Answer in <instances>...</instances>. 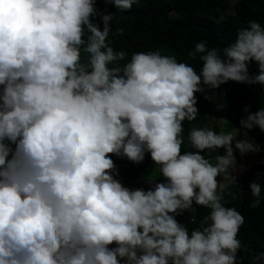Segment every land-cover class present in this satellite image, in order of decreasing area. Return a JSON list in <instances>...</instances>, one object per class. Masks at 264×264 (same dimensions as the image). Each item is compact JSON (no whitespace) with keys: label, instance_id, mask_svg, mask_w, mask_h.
Wrapping results in <instances>:
<instances>
[{"label":"clouds","instance_id":"9594fccd","mask_svg":"<svg viewBox=\"0 0 264 264\" xmlns=\"http://www.w3.org/2000/svg\"><path fill=\"white\" fill-rule=\"evenodd\" d=\"M113 16L95 0H0V264H240L244 217L217 177L236 182L234 148L261 150L248 130L264 133V106L244 107L239 132L223 116L219 131L191 128L181 152L183 122L205 86L264 89V25L248 21L222 49L196 42L197 72L159 50L126 59L107 41ZM216 149L214 163L201 154ZM146 153L161 179L123 185L112 156ZM250 193L257 207L261 183ZM193 204L209 212L190 229L176 217Z\"/></svg>","mask_w":264,"mask_h":264},{"label":"trees","instance_id":"16d2710c","mask_svg":"<svg viewBox=\"0 0 264 264\" xmlns=\"http://www.w3.org/2000/svg\"><path fill=\"white\" fill-rule=\"evenodd\" d=\"M95 7L101 13H114L109 22L107 41L114 50L132 53L159 50L162 55L174 56L177 62L192 66L199 72L201 62L198 57H189L188 53L194 44L207 40L209 47L222 49L234 39L238 28L247 27L250 20L264 25V0H136L132 8L120 12L111 0H95ZM102 28L99 16L94 21ZM255 63L250 64V72H256ZM197 97L198 115L193 121L183 122L184 142L181 152L193 150L187 141V133L191 128L207 127L219 131L217 118L223 116L230 122L226 130L237 129L242 117L236 115V100L240 97L249 101L253 112L264 106V89L259 85H245L235 81H227L216 89H208L195 93ZM217 104L221 110L217 111ZM211 121L213 124H211ZM248 135L257 142H264V133L258 128L248 130ZM223 149L202 150L201 154L211 162L215 156L222 154ZM237 150L234 148V156ZM112 155V154H109ZM117 170L125 172L119 179L130 188L144 187L149 181L161 179L158 166L153 165L149 155L139 164L124 157L112 156ZM258 182L262 185L261 202L257 207H250L254 199L250 193V184ZM226 207H234L243 217L237 239L241 248L237 251L240 264H253L256 253L264 251V163H255L232 178L222 193ZM195 225L199 226L209 209L193 204Z\"/></svg>","mask_w":264,"mask_h":264},{"label":"rangeland","instance_id":"374dc122","mask_svg":"<svg viewBox=\"0 0 264 264\" xmlns=\"http://www.w3.org/2000/svg\"><path fill=\"white\" fill-rule=\"evenodd\" d=\"M236 0H230V2L234 5ZM206 88V86H205ZM248 106L249 107V111L253 112V108L252 105L249 101L245 100L244 98L240 97L238 100H236V105H235V113L236 115H240V116H246L247 114L243 111L244 107ZM214 122V121H213ZM213 122L211 121V124H213ZM225 130L227 125L224 126ZM233 130V129H231ZM237 130V129H236ZM228 131V130H226ZM238 131V130H237ZM239 132V131H238ZM240 137L237 136V139H239ZM254 143H257L260 145L261 150L259 152H248L245 155L241 156L239 151L237 150L236 153V162H237V170L235 171V176L238 175L239 173H241L243 170H245L246 168H248L250 165L255 164V163H264V142H257L255 139H253ZM223 152V151H222ZM118 171V176L116 178L120 179L125 172L117 170ZM231 171V170H230ZM218 179V184H224L226 186L227 183L230 182V180L232 179L231 176H229L226 179H220V177H217ZM147 187H149V185L147 184ZM194 210L193 208L188 212L187 210L180 216H177L176 219L184 224H187V226L191 229L194 227L195 225V219L194 218Z\"/></svg>","mask_w":264,"mask_h":264},{"label":"crops","instance_id":"0c3cea01","mask_svg":"<svg viewBox=\"0 0 264 264\" xmlns=\"http://www.w3.org/2000/svg\"><path fill=\"white\" fill-rule=\"evenodd\" d=\"M227 184H228V183H227ZM227 184H226V185H227Z\"/></svg>","mask_w":264,"mask_h":264}]
</instances>
